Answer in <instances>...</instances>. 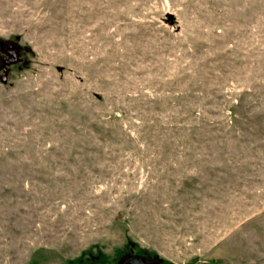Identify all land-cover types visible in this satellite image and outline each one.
<instances>
[{"label": "rangeland", "instance_id": "374dc122", "mask_svg": "<svg viewBox=\"0 0 264 264\" xmlns=\"http://www.w3.org/2000/svg\"><path fill=\"white\" fill-rule=\"evenodd\" d=\"M0 264H264V0H0Z\"/></svg>", "mask_w": 264, "mask_h": 264}, {"label": "flooded vegetation", "instance_id": "af4514ba", "mask_svg": "<svg viewBox=\"0 0 264 264\" xmlns=\"http://www.w3.org/2000/svg\"><path fill=\"white\" fill-rule=\"evenodd\" d=\"M0 59L2 61V66L0 67V79L3 80V75L5 73L7 74L11 67L20 61V50L18 46L12 41L0 39ZM117 260L118 261L116 264H136L133 261H136L140 264H166L163 259L153 257L147 253L144 255L134 253L128 255L125 254L122 257H119Z\"/></svg>", "mask_w": 264, "mask_h": 264}, {"label": "water", "instance_id": "95a60500", "mask_svg": "<svg viewBox=\"0 0 264 264\" xmlns=\"http://www.w3.org/2000/svg\"><path fill=\"white\" fill-rule=\"evenodd\" d=\"M15 61V60H14ZM13 61V62H14ZM6 64H9V63H6ZM2 66V61H1V59H0V67ZM3 79V81H5V79H4V77L2 78ZM134 263H136V264H140V263H138V262H136V261H133Z\"/></svg>", "mask_w": 264, "mask_h": 264}]
</instances>
